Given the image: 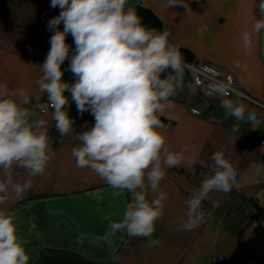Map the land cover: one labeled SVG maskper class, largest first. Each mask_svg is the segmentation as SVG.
<instances>
[{
	"label": "crops",
	"instance_id": "0c3cea01",
	"mask_svg": "<svg viewBox=\"0 0 264 264\" xmlns=\"http://www.w3.org/2000/svg\"><path fill=\"white\" fill-rule=\"evenodd\" d=\"M183 6L167 7L166 0H128L139 3L170 32V42L179 48L184 62H203L225 71L246 95L264 106V33L253 37L250 49L240 34L250 30L259 13V0H183ZM46 0H0V83L9 90L25 89L26 105L38 118L48 121L54 156L42 176L31 178L25 196L10 204L20 236L30 253L29 264H264V124L253 130L246 122L226 117L222 100L206 97L183 71V89L175 106L160 116L170 124L164 129L170 150H183L181 166L166 170L161 189L166 193L164 217L156 223L153 239L129 237L121 231L104 239L112 221H119L130 202V193L119 197L90 169L77 168L71 150L75 135L89 128L86 115L70 101L74 120L72 136H61L49 111L40 114L30 104L39 101L36 80L41 76L37 60L50 50V37L36 29ZM188 9H190L188 11ZM150 28V27H149ZM75 48L72 36L66 38ZM247 65L246 71L234 61ZM65 62H70L66 60ZM264 121V109L240 99ZM234 124L239 131L232 133ZM87 125V127H86ZM223 150L234 167L237 181L228 194L211 193L202 202L204 220L198 228L182 230L186 200L209 170L200 160ZM23 181L26 173L16 169ZM153 194L149 192L148 199Z\"/></svg>",
	"mask_w": 264,
	"mask_h": 264
},
{
	"label": "clouds",
	"instance_id": "9594fccd",
	"mask_svg": "<svg viewBox=\"0 0 264 264\" xmlns=\"http://www.w3.org/2000/svg\"><path fill=\"white\" fill-rule=\"evenodd\" d=\"M57 6L59 15L48 21L51 47L36 84L54 108L51 117L61 136L73 133L70 101L81 115L90 112L94 117V126L72 137L79 141L71 150L76 167L90 169L114 197L130 193L122 218L109 224L104 239L124 231L129 237L146 238L150 247L159 246L153 234L167 200L161 182L167 169L185 161L183 150H170L160 116L175 106L174 97L183 89L184 58L170 42V32L145 26L128 0H51V7ZM166 6L188 8L183 0H166ZM256 10L259 16L251 29L240 34L245 49L264 33V0ZM69 34L74 49L66 43ZM66 60L75 80L71 84L62 80ZM234 67L247 70L239 60ZM29 103L25 89L10 91L0 83V264H29L30 253L10 204L25 196L31 178L44 175L54 156L48 121L26 107ZM221 106L226 117L249 123L253 130L264 124L241 102L224 99ZM231 131L238 132L239 124ZM199 163L209 172L186 200V218L179 220L185 231L203 222L202 202L211 193L228 194L237 181L223 150ZM16 169L26 173L23 181Z\"/></svg>",
	"mask_w": 264,
	"mask_h": 264
},
{
	"label": "built area",
	"instance_id": "2783aa9c",
	"mask_svg": "<svg viewBox=\"0 0 264 264\" xmlns=\"http://www.w3.org/2000/svg\"><path fill=\"white\" fill-rule=\"evenodd\" d=\"M46 1L51 5V0ZM59 12L60 9L58 6L56 8L50 7L49 9L41 11L39 19L36 22V29L43 37H51L53 34V32L48 29V21L58 16ZM59 29L61 31L63 30V22L59 25ZM46 56L47 54L37 60V65L39 67L43 64ZM69 63L70 62H64V64L61 65V69L64 72L62 80L71 84L74 83L75 80L72 73L67 70ZM184 71L192 85L199 89L206 97L222 101L224 99H240L264 109L263 105L256 102L240 90L234 79L218 67L203 62H184ZM30 106L42 115L49 111H54L46 93L41 100L32 102ZM84 114L89 120V128L94 126L95 120L91 113L85 112ZM162 123L165 125V129L170 127L169 123L163 121ZM212 264L220 263L218 261H213Z\"/></svg>",
	"mask_w": 264,
	"mask_h": 264
},
{
	"label": "trees",
	"instance_id": "16d2710c",
	"mask_svg": "<svg viewBox=\"0 0 264 264\" xmlns=\"http://www.w3.org/2000/svg\"><path fill=\"white\" fill-rule=\"evenodd\" d=\"M136 10L138 15L142 18V22L145 26L150 28H157L158 23L153 15L146 9H144L139 3L136 4Z\"/></svg>",
	"mask_w": 264,
	"mask_h": 264
}]
</instances>
